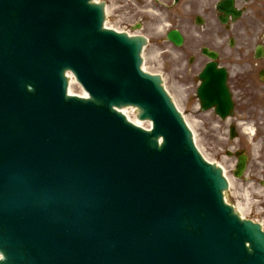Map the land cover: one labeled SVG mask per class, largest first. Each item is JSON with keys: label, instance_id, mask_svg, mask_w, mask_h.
<instances>
[{"label": "water", "instance_id": "95a60500", "mask_svg": "<svg viewBox=\"0 0 264 264\" xmlns=\"http://www.w3.org/2000/svg\"><path fill=\"white\" fill-rule=\"evenodd\" d=\"M92 1L0 0V264H264L260 226L141 70L144 39L105 29Z\"/></svg>", "mask_w": 264, "mask_h": 264}, {"label": "flooded vegetation", "instance_id": "af4514ba", "mask_svg": "<svg viewBox=\"0 0 264 264\" xmlns=\"http://www.w3.org/2000/svg\"><path fill=\"white\" fill-rule=\"evenodd\" d=\"M222 1L224 0L154 1L159 5L157 14H165L164 18H168L170 22L167 33L179 30L185 38L183 48L187 44L181 51V56H166L163 69L171 74L178 71L184 62L180 69V79L199 80L201 72L210 63L215 64L218 69L224 68L235 111L237 110L238 116L248 120L246 112L253 104L264 109V0H236L234 7L239 13L238 20L233 19V13H228V22L221 27V16L225 15L219 10ZM137 9L145 15L154 11L147 9L145 4L142 9ZM133 10L134 8L127 11ZM145 15L140 20L145 25L143 29H146ZM140 27L142 28L141 24H136V28ZM190 37H197L196 43L191 40L187 43L186 38ZM242 156L243 153L236 152L237 159ZM250 175L253 177L257 174ZM249 179L252 180L251 177ZM248 210L250 218H257L264 226L263 194L259 199H252Z\"/></svg>", "mask_w": 264, "mask_h": 264}, {"label": "rangeland", "instance_id": "374dc122", "mask_svg": "<svg viewBox=\"0 0 264 264\" xmlns=\"http://www.w3.org/2000/svg\"><path fill=\"white\" fill-rule=\"evenodd\" d=\"M115 12L116 10L112 11V13ZM127 20L132 22L131 16H128ZM109 25L120 28L121 30L125 29L120 22L118 23L116 21L113 15L109 19ZM157 28L158 27H149L146 31L147 35L152 39L151 45L146 52L147 56H151L152 58L155 57L159 60V54L162 49L159 48L158 42L163 38V33H157ZM196 41L197 37L194 38L193 43H196ZM166 48L171 49L168 46H166ZM155 65L156 68L150 69L151 72L163 70L157 63ZM180 69L171 72L172 75H169V77L166 73L164 74L167 79L165 80V86L180 110L184 113V116L191 123L197 146L202 151L203 155L209 161L219 163L226 171H229L234 166L235 160L234 158H229L227 152L243 150L249 154L251 168L255 169L257 172L264 169V109L259 108V106L255 104H253L251 108H248L246 112L248 120L242 125L244 127L243 130L248 129V131L243 132L240 128L239 139L231 141L229 138V125L233 123L234 120L223 122L216 117L213 111L201 112L199 110V102L195 96L197 81L181 80L179 76ZM72 89L76 94H80L82 91L77 85H74ZM128 113L132 115L131 112ZM238 119H240V122H244L242 117L238 116ZM256 188L259 190L261 187L258 184ZM240 192H242V190ZM230 196L231 191L227 193L226 196L228 197V202L230 201L231 203ZM244 215L247 216L246 210L244 211Z\"/></svg>", "mask_w": 264, "mask_h": 264}, {"label": "bare ground", "instance_id": "6f19581e", "mask_svg": "<svg viewBox=\"0 0 264 264\" xmlns=\"http://www.w3.org/2000/svg\"><path fill=\"white\" fill-rule=\"evenodd\" d=\"M72 82H71V86H70V89H69V92H70V94H75L74 92H73V89H72V86L73 85H76V82H75V80L72 78V80H71ZM78 95H80V96H83V97H86V94L83 92V91H81V93L80 94H78ZM130 110H132V109H130ZM130 110H122L121 112L123 113V114H125L126 116H127V118L129 119V120H131L132 122H134L136 125H138V126H142V127H150V123H142V122H140L136 117H132L128 112H131ZM187 122H188V124H189V126L191 127V123L187 120ZM192 128V127H191ZM240 210V212L242 213V209L241 208H239Z\"/></svg>", "mask_w": 264, "mask_h": 264}]
</instances>
